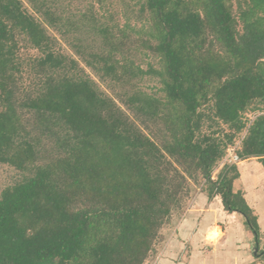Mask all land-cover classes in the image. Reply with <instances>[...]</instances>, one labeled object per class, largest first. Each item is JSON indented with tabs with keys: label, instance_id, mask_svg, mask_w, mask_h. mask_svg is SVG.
Segmentation results:
<instances>
[{
	"label": "trees",
	"instance_id": "16d2710c",
	"mask_svg": "<svg viewBox=\"0 0 264 264\" xmlns=\"http://www.w3.org/2000/svg\"><path fill=\"white\" fill-rule=\"evenodd\" d=\"M27 1L31 12L0 0V163L22 172L0 194V264H145L189 181L220 195L257 237L232 189L235 163L212 173L228 147L264 165V114L241 119L248 103L264 106V0L237 16L229 0H136L160 62L146 69L129 35L100 24L88 28L92 41L74 39L80 61L60 51L48 27L65 35L68 21L49 0ZM19 37L39 55L20 57ZM145 76L159 91L140 87ZM205 117L233 133L202 132Z\"/></svg>",
	"mask_w": 264,
	"mask_h": 264
},
{
	"label": "rangeland",
	"instance_id": "374dc122",
	"mask_svg": "<svg viewBox=\"0 0 264 264\" xmlns=\"http://www.w3.org/2000/svg\"><path fill=\"white\" fill-rule=\"evenodd\" d=\"M23 6L26 7L30 12L32 11L31 3L27 0H23ZM53 5V8H57L58 14H60L68 24V32L64 35L56 29L48 27V31L51 35L56 37L58 41V48L60 51L78 59L80 58L75 53V49L72 46L76 39L78 43H83L84 40L92 41L94 36V30L91 32L88 28H91L90 24L95 23L96 25H101L102 29L104 27L108 32H113L118 34L119 37L130 36L129 42L134 44L133 58L136 63H140L141 66L146 69L149 64L154 67H159L160 62L156 55L151 53L146 49V42L151 38V36L146 35L148 30V14L141 13L140 5L136 0H49ZM245 1L248 0H229L228 5L230 6V12L232 15H238L239 9L244 8ZM238 24L237 29H241V20L237 18ZM143 26V27H142ZM65 29V27H63ZM104 31V32H107ZM103 32V33H104ZM82 40L80 42L79 40ZM142 42L144 44H142ZM99 43V42H98ZM18 55L20 57H35L39 55V51L33 47L26 44L24 40L19 37L17 44ZM80 66H84L83 63H79ZM86 74L90 75L97 83L99 89L112 94L108 84L100 80L92 70L88 67H84ZM140 87L146 92H157L159 91L160 84L157 78L145 76ZM119 89V88H117ZM203 111L206 115L212 117L211 107L209 104L203 107ZM264 114V106L259 100H254L247 104L245 110L241 114V119L247 124V126L257 117ZM205 122L202 126V132H210L213 130H218L219 133L226 135L233 133L234 128L230 124L223 123L220 120L210 119L208 117L204 118ZM246 133V129L243 128L241 131L236 132L235 139L238 142ZM235 141V142H236ZM230 147H228L229 149ZM227 149V150H228ZM255 158V157H251ZM256 159V158H255ZM222 168L219 163L213 170L212 176L215 178ZM22 172L8 164L0 163V194L7 187L14 184L20 177ZM190 192L182 200L181 207L174 210L170 220L164 224L163 227L158 232V236L153 246V250L150 252L148 259L145 264H148L155 259L158 251L162 247L164 241L169 237L171 230L173 229L172 224L181 218L183 211L187 207L188 203L194 199L196 194L200 192L203 185L202 182L198 184L193 183V181L188 182ZM205 188V187H204ZM174 225V224H173Z\"/></svg>",
	"mask_w": 264,
	"mask_h": 264
},
{
	"label": "crops",
	"instance_id": "0c3cea01",
	"mask_svg": "<svg viewBox=\"0 0 264 264\" xmlns=\"http://www.w3.org/2000/svg\"><path fill=\"white\" fill-rule=\"evenodd\" d=\"M235 165L232 189L256 216L257 237L240 213L227 211L220 195L203 188L172 224L151 264H264V165L255 158Z\"/></svg>",
	"mask_w": 264,
	"mask_h": 264
},
{
	"label": "built area",
	"instance_id": "2783aa9c",
	"mask_svg": "<svg viewBox=\"0 0 264 264\" xmlns=\"http://www.w3.org/2000/svg\"><path fill=\"white\" fill-rule=\"evenodd\" d=\"M239 161H240V159H239V157L235 153V148L234 147H230L227 150V154L222 159V161L220 162V164H221V166H223L224 164H232V163H235L236 164Z\"/></svg>",
	"mask_w": 264,
	"mask_h": 264
}]
</instances>
